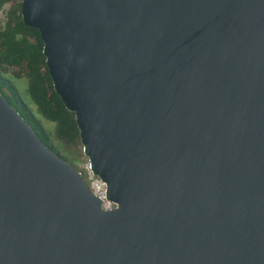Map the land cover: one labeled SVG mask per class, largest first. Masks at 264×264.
Listing matches in <instances>:
<instances>
[{"label": "water", "instance_id": "water-1", "mask_svg": "<svg viewBox=\"0 0 264 264\" xmlns=\"http://www.w3.org/2000/svg\"><path fill=\"white\" fill-rule=\"evenodd\" d=\"M116 209L0 94V264H264V0H21Z\"/></svg>", "mask_w": 264, "mask_h": 264}, {"label": "trees", "instance_id": "trees-1", "mask_svg": "<svg viewBox=\"0 0 264 264\" xmlns=\"http://www.w3.org/2000/svg\"><path fill=\"white\" fill-rule=\"evenodd\" d=\"M6 4L11 7L6 23L0 29V94L42 143L60 156L58 146L68 148L80 143L74 114L66 110L53 90L39 32L25 26L21 20V0H0V10ZM20 78L26 81V94L36 113L54 125L52 133L44 128L41 120L23 101L14 82Z\"/></svg>", "mask_w": 264, "mask_h": 264}, {"label": "rangeland", "instance_id": "rangeland-1", "mask_svg": "<svg viewBox=\"0 0 264 264\" xmlns=\"http://www.w3.org/2000/svg\"><path fill=\"white\" fill-rule=\"evenodd\" d=\"M10 7H11V5L6 4L0 10V29H2L6 23L7 14H8V11L10 10ZM14 82L20 91V94H21L23 101L28 105V107L35 114V116L41 120L44 128L49 133H52L53 129H54V125L52 123H49V122L41 119V117L36 113L35 106L30 103V101L27 97V94H26V86L27 85H26L25 79L24 78L14 79ZM61 147L62 148H60V146L57 147L58 154L61 156V158H63L64 160H66L70 164H73V166L75 168H77V166H79V164L81 163L82 154H83L81 144L79 143L75 147L66 148L64 145H62Z\"/></svg>", "mask_w": 264, "mask_h": 264}, {"label": "built area", "instance_id": "built-area-1", "mask_svg": "<svg viewBox=\"0 0 264 264\" xmlns=\"http://www.w3.org/2000/svg\"><path fill=\"white\" fill-rule=\"evenodd\" d=\"M77 171L88 188L89 192L99 199L100 206L103 211H112L116 209V204L107 199V186L91 169L90 162L86 156L82 154L81 163L77 166Z\"/></svg>", "mask_w": 264, "mask_h": 264}]
</instances>
